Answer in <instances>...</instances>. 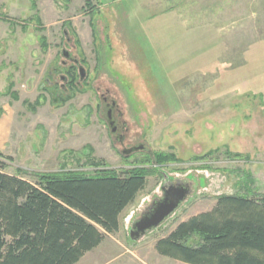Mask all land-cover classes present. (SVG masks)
<instances>
[{"label":"rangeland","instance_id":"rangeland-1","mask_svg":"<svg viewBox=\"0 0 264 264\" xmlns=\"http://www.w3.org/2000/svg\"><path fill=\"white\" fill-rule=\"evenodd\" d=\"M35 5L0 0L4 173L35 184L45 174L129 170L151 156L142 168L152 173L119 216L117 232L104 233L77 264H185L160 256L155 243L210 211L219 196L264 195V0ZM66 40L85 77L65 101L52 100L41 86L52 68L60 69ZM63 75L52 81L66 85ZM102 95L114 100L128 128L123 146L102 120ZM135 142L147 153L119 155ZM161 153L174 160L156 166L152 158ZM168 180L194 187L164 223L131 241L132 224L160 200Z\"/></svg>","mask_w":264,"mask_h":264},{"label":"trees","instance_id":"trees-1","mask_svg":"<svg viewBox=\"0 0 264 264\" xmlns=\"http://www.w3.org/2000/svg\"><path fill=\"white\" fill-rule=\"evenodd\" d=\"M30 1L35 10L37 0ZM2 158L0 264H77L104 233L117 232L119 216L152 173L142 168L150 163L146 158L129 170L94 177L45 174L31 184L4 173ZM152 159L159 166L174 156ZM194 237L198 243L188 245ZM155 251L185 264H264V195L219 196L210 211L180 222L158 240Z\"/></svg>","mask_w":264,"mask_h":264},{"label":"flooded vegetation","instance_id":"flooded-vegetation-1","mask_svg":"<svg viewBox=\"0 0 264 264\" xmlns=\"http://www.w3.org/2000/svg\"><path fill=\"white\" fill-rule=\"evenodd\" d=\"M72 45L69 44V40H66V45L60 50V56L63 60L60 61V69H57V67L52 68L48 74L47 79L44 81L42 87V90L47 91V94L50 98L56 99V100H63L67 97L68 93L77 90V82L81 81L79 79L78 74V67H82V62L75 58L71 52L68 51V49H72ZM64 53V56L62 55ZM83 68V67H82ZM58 73H64L63 76H60L59 80L61 82H66V85H56V80L52 81V79H55L56 75ZM72 77L73 82H72ZM85 77V76H84ZM71 80V81H70ZM72 87L69 88V84H72ZM101 102V111H102V120L105 123L106 127L108 128L109 132L111 133V136L113 137V142H115L118 145L123 146L125 143L126 133L128 132V128L122 120V114L117 109V105L114 102V100L109 97L102 95L100 96ZM145 154L147 153L146 146H144L141 142H135L133 144H130L127 148H124L121 152H119V155L123 156L124 158L129 157L131 154ZM146 157H149L148 155ZM151 157V156H150ZM150 157L148 159H150ZM122 158V157H121ZM164 191H170L178 188H185L188 191L192 190V187H194L193 183L187 182V183H181L178 180H168L166 183H164ZM163 197V194H162ZM161 197V198H162ZM160 198V199H161ZM159 203V200L154 202L150 208H148L145 212L142 213V216L132 224L133 225L138 223L141 219H143L146 215H148L152 209H154ZM130 228V230H131Z\"/></svg>","mask_w":264,"mask_h":264},{"label":"water","instance_id":"water-1","mask_svg":"<svg viewBox=\"0 0 264 264\" xmlns=\"http://www.w3.org/2000/svg\"><path fill=\"white\" fill-rule=\"evenodd\" d=\"M62 55L64 56V53ZM78 74L79 79L83 80L85 71L80 66L78 67ZM161 191L163 197L159 200L158 205L129 230L131 241H137L164 223L182 205L188 194V190L182 187L170 191Z\"/></svg>","mask_w":264,"mask_h":264}]
</instances>
